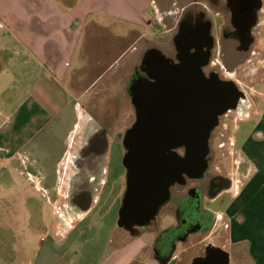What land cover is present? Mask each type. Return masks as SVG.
Instances as JSON below:
<instances>
[{
  "label": "crops",
  "instance_id": "1",
  "mask_svg": "<svg viewBox=\"0 0 264 264\" xmlns=\"http://www.w3.org/2000/svg\"><path fill=\"white\" fill-rule=\"evenodd\" d=\"M95 4L94 0H88L86 5L80 0H0V77L31 80L27 96L0 121L1 166L28 178L49 204L51 195L60 193L61 183H68V178L62 181L65 172L61 168L67 164L82 126L102 116L83 111L82 103L92 100L86 101V94L103 79L105 90L117 84L120 75L115 73L116 65L130 50L125 37H117L122 44L119 57L108 62L94 82L81 88L83 94L79 98L71 96L66 80L84 71L85 37L109 29L94 16L104 15L125 24L124 12L110 6L97 9ZM256 28L264 29V0ZM143 49H139L137 60L127 66L130 70L124 77L129 79L132 75ZM16 83L19 85V80ZM83 115L89 116L84 119ZM109 120L112 124L113 120ZM252 130L240 143L252 166L250 174L207 205L215 217L207 238L226 250L228 264L231 254L238 264H264V110L259 126ZM9 163L12 166L5 167ZM100 202L99 192L91 194L84 202L85 210L76 218L65 220L68 226L64 231L43 235L44 240L30 250L26 264H88L79 249L66 244L83 237L84 232L74 234L75 230ZM116 232L115 239L108 241L114 251L105 264H160L152 250L148 251L147 261L141 260L148 247L140 245L137 236ZM0 239V264H23L20 259L24 249L7 251L3 249V235ZM136 243L138 246H134Z\"/></svg>",
  "mask_w": 264,
  "mask_h": 264
},
{
  "label": "rangeland",
  "instance_id": "2",
  "mask_svg": "<svg viewBox=\"0 0 264 264\" xmlns=\"http://www.w3.org/2000/svg\"><path fill=\"white\" fill-rule=\"evenodd\" d=\"M85 1L87 4L88 0H80L82 5H86ZM94 1H96L97 9L110 6L124 12L125 24L120 25L119 20L106 18L104 15L94 16L109 29L96 32L94 36H90L89 33L85 37L84 71L67 78L66 84L71 96L79 98L83 94L81 88L94 82L104 66L119 57L122 44L117 37H125V45H129L130 50L120 58L121 62L116 65L115 73L120 75L117 79L118 83L114 84L111 89L105 90L104 79L101 80L85 96L86 101L92 100L88 104L87 102L82 103L86 114L106 115L115 124L114 127L112 126L113 129L107 142L106 155L97 160L98 170L95 176L87 164L81 167L82 163L77 157L76 152L82 146L88 133L87 124L82 126L83 130L73 145L67 164L62 165L61 168L65 172L62 181L65 182L68 178V183H61L60 193L51 195L50 204L41 196V193L33 188L28 178L19 175L13 168L2 167L0 159V235H3L6 244L3 245V249L9 251L23 248V259H20L24 261L23 264L28 262L30 250L44 240L45 233L49 232L53 235L54 230L64 231L68 226L65 220L76 218L75 215L85 210L87 203L76 205L72 198L78 191L86 193L89 189L90 194L99 192L101 197L100 205L75 230L74 234L84 232L83 237L79 241L72 240L66 244L79 249L85 262L105 264L110 260L112 251H114V245L108 246L110 238L115 239L114 232L117 231L116 235L127 233L125 230L118 229L117 226L125 183L122 136L131 126L133 118L130 101L123 90L125 79L128 78L123 75L129 73L130 67L127 66L130 62L137 60L140 48L146 49L151 46L164 51L163 53L172 51L171 28L175 25L178 13H181V7L189 0ZM199 2L206 8V14L213 23L212 35L216 39V48L219 50L220 44L222 45L221 50L225 60L222 64L225 67L220 71V75L232 78L235 85L242 91L243 97L251 105L248 111L249 121L239 122L242 115L230 114L231 120L224 121L222 127L216 130L217 134L224 133L223 139H216L210 143L213 156L210 168L220 171L234 186L236 181L243 182L250 174L252 166L241 151L240 143L242 144L251 129L254 130L256 126H259L264 110V29L256 28L253 31L254 42L251 51L243 58V55L233 50L231 43L223 40L221 27L224 23L221 16L210 10L207 0H199ZM212 58L213 61L217 59L216 53ZM233 70L236 74L232 72ZM18 80L19 85L16 83ZM18 80L12 77H0V121L9 116L12 109L27 96L31 80L28 78ZM89 115H83L84 119ZM233 138H235V146H231ZM220 145H222L221 148L218 147ZM75 160H78L80 164L74 165ZM6 166L12 165L9 163ZM156 222V228H139L137 235L139 244L148 247L140 256L142 261L148 260V254L157 235L166 233L174 226L175 217L169 208H162L156 215ZM218 241L221 242V239ZM191 242H195V239ZM134 246H138V243ZM181 249L182 247L178 245L174 255L179 257ZM186 260L187 257L183 256L182 264ZM131 264H137V262ZM230 264H238L233 254L230 255Z\"/></svg>",
  "mask_w": 264,
  "mask_h": 264
},
{
  "label": "flooded vegetation",
  "instance_id": "3",
  "mask_svg": "<svg viewBox=\"0 0 264 264\" xmlns=\"http://www.w3.org/2000/svg\"><path fill=\"white\" fill-rule=\"evenodd\" d=\"M207 1L210 10L223 19L224 25L221 27L223 40L231 43L233 50L243 55V58L247 56L254 42L253 31L257 27L261 0ZM212 29L213 23L206 14V8L200 5L199 0H189L181 7V13H178L175 25L171 28L172 51L163 53L164 51L151 46L144 49L138 65L124 85V90L131 103L132 100L139 99V96L145 94V86L152 83H156V91L159 93L174 91L176 88L172 87L174 73L177 76L195 80L206 99L205 104H200L203 106V113L202 111L201 113L204 115V118L200 120L204 125L203 132L199 133L200 139L204 137L208 125L212 123L206 134V152L201 159L202 170H199L192 160L196 154L195 149L183 145L170 148L165 155L171 157L176 165L172 168L174 172H171L167 199L159 206L155 215L144 224L136 226L131 223L120 227L131 236H137L141 227L156 228V215L162 208H169L175 217V224L166 233L158 234L151 247L154 257L160 264L170 262L182 264L183 256L187 257L183 264H224L225 262L226 250L213 244L207 238L215 219L207 209V205L217 197L226 194L233 184L220 171L210 168L213 159L210 143L216 139H223L224 133L217 134L216 130L222 127L224 121L231 120L230 114L242 115L243 118L240 117L239 122L249 121L248 111L251 105L243 97L242 91L235 85L232 78L220 75V71L225 67L222 64L225 62L224 54L221 44L219 50L216 48V39L212 35ZM215 53L217 59L213 61L212 57ZM231 69L235 68L231 67ZM232 72L236 74L235 70ZM176 75H174L175 78ZM230 82L235 85L233 91L229 90L226 85ZM149 88L151 89V86ZM212 90L216 93L215 99L218 98V103L214 101L216 104L213 103V106L209 101L212 100ZM131 108L133 110L132 124L122 136L123 156L128 155L127 144L126 146L124 144L125 134L133 128L136 122V111L132 103ZM213 115L214 119H212ZM105 117L106 115H102L89 121L86 125L88 133L85 141L77 151V157L82 163L81 167L87 164L90 171L94 173L93 176L98 170L97 160L105 155L107 136L112 131V126L114 127L113 122L111 124L109 118ZM234 142L235 138L231 146H235ZM218 147L221 148L222 145ZM80 162L75 160L74 165ZM126 176L125 169L121 204L127 190ZM90 196L88 189L86 193L78 191L72 198L76 205H83ZM194 239L195 242H191ZM178 245L182 247L181 253L179 257H174L173 253Z\"/></svg>",
  "mask_w": 264,
  "mask_h": 264
},
{
  "label": "water",
  "instance_id": "4",
  "mask_svg": "<svg viewBox=\"0 0 264 264\" xmlns=\"http://www.w3.org/2000/svg\"><path fill=\"white\" fill-rule=\"evenodd\" d=\"M174 75V91L159 93L156 83H152L145 86V94L131 102L135 107L136 122L124 138L128 155L123 156L122 164L127 171V190L118 212V227L144 224L167 199L171 172H174L172 168L176 165L171 157L165 155L170 148L183 145L195 149L192 160L202 170L206 134L212 126L210 123L205 128V135L200 139L199 133L204 129L200 121L204 118L200 104L206 103L205 94L195 80L180 75L175 78ZM226 85L231 91L235 89L231 82ZM215 94L212 90V100H209L212 106L214 101L218 103ZM225 255L224 264H228L229 256Z\"/></svg>",
  "mask_w": 264,
  "mask_h": 264
}]
</instances>
